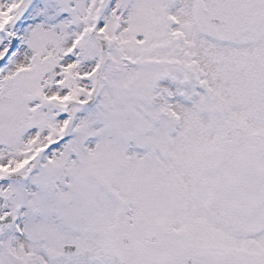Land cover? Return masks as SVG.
<instances>
[{
    "label": "snow or ice",
    "instance_id": "6c2138e0",
    "mask_svg": "<svg viewBox=\"0 0 264 264\" xmlns=\"http://www.w3.org/2000/svg\"><path fill=\"white\" fill-rule=\"evenodd\" d=\"M0 264H264V0H0Z\"/></svg>",
    "mask_w": 264,
    "mask_h": 264
}]
</instances>
